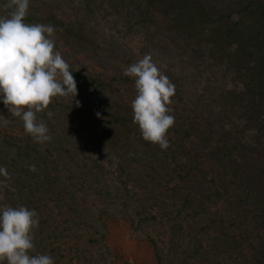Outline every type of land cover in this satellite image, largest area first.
Returning <instances> with one entry per match:
<instances>
[{
	"label": "trees",
	"instance_id": "16d2710c",
	"mask_svg": "<svg viewBox=\"0 0 264 264\" xmlns=\"http://www.w3.org/2000/svg\"><path fill=\"white\" fill-rule=\"evenodd\" d=\"M122 1L112 0L116 8ZM131 1L140 12V26L161 29L159 37L169 36L183 54L220 71L223 82L217 97L212 96V110L207 117L188 123L175 116L168 133L170 147L161 150L143 140L130 109L101 115L97 110L67 107L57 114L52 111L54 124L65 132L50 142L62 156L70 157L72 137L63 123L77 122L123 160L119 169L126 179L135 177L155 202L160 195L176 205L178 221L169 250L164 253L152 245L156 264H264V0ZM25 20L51 24L65 45L99 56L100 48L82 24L67 23L54 13ZM75 81L79 89L103 93L116 89L114 81L100 78L78 75ZM132 146L134 159L127 157ZM50 148L42 150L41 144L21 133L0 136V167L8 173L0 175V182L32 194L37 186L60 184L55 175L50 179V168L56 165ZM85 159L80 165L74 162L81 188L93 184L88 175L97 179L103 174L99 162ZM64 191L68 193L66 187ZM221 202V211L211 213ZM182 215L190 217L183 220ZM108 217L107 211L99 212V218ZM150 219L156 220L155 215L139 222L146 224Z\"/></svg>",
	"mask_w": 264,
	"mask_h": 264
},
{
	"label": "rangeland",
	"instance_id": "374dc122",
	"mask_svg": "<svg viewBox=\"0 0 264 264\" xmlns=\"http://www.w3.org/2000/svg\"><path fill=\"white\" fill-rule=\"evenodd\" d=\"M8 3L9 0H0V18H7L14 10L6 7ZM115 6L112 0H30L26 18L39 19L54 13L67 23L82 24L100 48L99 56H94L91 52H81L65 45L59 36L54 35L56 50L70 65L75 80L81 75L116 83V89L107 93L77 86L78 95L73 104L70 99L58 97L49 105L48 111H56L57 114L67 107L76 108V101H79L78 108L82 112L87 108L103 115L130 109L133 114L131 105L137 95L135 79L123 73L145 55H151L159 71L175 85L169 114L186 123L196 117H207L214 106L212 96L217 97L220 91L217 88L223 82L220 71L211 68L207 61L202 63V60H193L189 54H183L169 36L159 37L161 29L140 26V12L134 9L131 0L120 2L117 8ZM25 23L38 24L36 20H25ZM125 79L133 84L125 82ZM40 115L51 137L65 132L54 124L55 114L51 118L46 114ZM5 120L7 123L3 122ZM63 124L72 137L69 138L73 147L70 157L62 156L53 141L41 144L42 150L50 148L49 145L53 147L50 149L56 165L50 168V179L54 180L55 175L56 180L61 179L60 184L54 188L46 184L37 186L36 193L32 194L29 189L23 191L18 185L0 182V206H24L37 212L40 224L33 232V254L50 255L55 264H156V251L152 245L156 244L164 253L169 250V239L175 234L172 228L178 221L176 205L157 195L159 191L155 192V202L154 195L145 192L135 177L126 179L119 169L123 160L121 162L111 150L100 145L98 138L88 133L89 130H81L77 122ZM23 132L22 120L13 118L0 103V136L21 133L30 137ZM97 132L100 133L99 130ZM172 141L178 140L172 138ZM134 149L132 146L128 158L134 159L131 153ZM83 156L85 161L99 162L103 166V174L97 179L88 175L93 184L81 188L80 170L74 167V162L78 161L80 165ZM221 206L222 202L211 213L220 212ZM100 211H107L109 217L99 218ZM151 215H155L156 220L150 219L146 224L139 222ZM189 217L182 215L180 218L185 220ZM186 239L183 246L188 242V237Z\"/></svg>",
	"mask_w": 264,
	"mask_h": 264
},
{
	"label": "clouds",
	"instance_id": "9594fccd",
	"mask_svg": "<svg viewBox=\"0 0 264 264\" xmlns=\"http://www.w3.org/2000/svg\"><path fill=\"white\" fill-rule=\"evenodd\" d=\"M29 4L30 0H9L6 7L14 10L0 18V103L13 118L22 120L34 142L45 144L52 137L40 114L51 118L48 109L54 99H70L73 104L78 91L70 65L56 50L57 29L51 24L25 23ZM123 74L135 79L133 123L144 141L167 150L168 133L175 123L169 114L175 85L159 71L151 55L128 66ZM0 175L7 176V169L0 167ZM39 224L35 210L0 206V264H55L50 255L33 254V232Z\"/></svg>",
	"mask_w": 264,
	"mask_h": 264
}]
</instances>
